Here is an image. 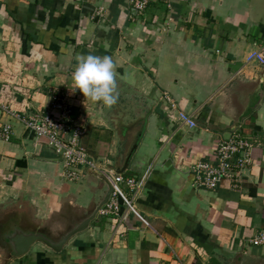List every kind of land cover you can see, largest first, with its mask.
<instances>
[{
    "label": "crops",
    "instance_id": "1",
    "mask_svg": "<svg viewBox=\"0 0 264 264\" xmlns=\"http://www.w3.org/2000/svg\"><path fill=\"white\" fill-rule=\"evenodd\" d=\"M171 3L169 21L159 0L144 13L126 0H0V120L13 126L0 141V209L63 233L103 197L94 173L68 181L53 150L2 112L39 114L54 89L87 118L83 145L99 163L117 170L136 146L123 175L142 184L122 185L136 213L119 200L118 217L99 213L61 253L38 243L13 261L0 252V264H264V245L251 244L264 232V68L246 63L264 48V0ZM88 54L116 65L111 109L74 88L76 57ZM235 132L256 143L241 189L196 187L192 166Z\"/></svg>",
    "mask_w": 264,
    "mask_h": 264
},
{
    "label": "built area",
    "instance_id": "2",
    "mask_svg": "<svg viewBox=\"0 0 264 264\" xmlns=\"http://www.w3.org/2000/svg\"><path fill=\"white\" fill-rule=\"evenodd\" d=\"M156 0H126L127 5L138 13H144L148 6ZM162 1L169 12V21H172V0ZM99 17L104 15V9L97 12ZM248 65H259L264 68V48L251 51L246 57ZM2 112L13 119L20 121L24 127L33 133L39 141H43L53 150L65 168L68 181H79L86 173H94L107 179L113 186V194L109 203L100 211L101 215L120 214L119 200L132 212L134 206L128 200L122 185L140 191L142 184L134 178L117 174L116 170L98 161L83 145L87 134V118L75 117L74 106L65 93L60 89L51 92L50 106L34 116H21L9 107L3 106ZM177 121L193 130L198 128L195 118L188 113L178 112ZM13 136V126L0 120V141L10 142ZM255 141L242 132H235L228 140L219 143L214 157L210 161H200L191 168L194 184L198 188L215 190L222 181L229 180L234 189H241L244 171L251 165V151ZM143 220V219H142ZM145 224L147 222L143 220ZM254 246L264 245V232L251 240Z\"/></svg>",
    "mask_w": 264,
    "mask_h": 264
},
{
    "label": "water",
    "instance_id": "3",
    "mask_svg": "<svg viewBox=\"0 0 264 264\" xmlns=\"http://www.w3.org/2000/svg\"><path fill=\"white\" fill-rule=\"evenodd\" d=\"M137 12V11H135ZM136 146L131 151L126 159L125 165L116 170L117 174L123 175L129 166L130 160L133 153L135 152ZM98 179L104 182L106 188L103 193V197L95 205V207L90 211L81 221L75 222L71 225L69 230L63 232L60 236L55 237L49 232L32 227H27L25 225L21 226L19 222V216L16 214L9 215L5 221L6 225L4 229L0 228V240H4L7 247L8 260L13 261L15 259L21 258L27 255L32 247L36 244L41 243L46 248L50 249L54 253H61L68 243L77 235L88 231L91 224L96 220L100 211L104 206H106L114 192L112 184L105 178L94 174ZM21 219V218H20ZM6 231V232H5ZM4 232V233H3ZM3 233V234H2ZM3 237V238H2Z\"/></svg>",
    "mask_w": 264,
    "mask_h": 264
},
{
    "label": "clouds",
    "instance_id": "4",
    "mask_svg": "<svg viewBox=\"0 0 264 264\" xmlns=\"http://www.w3.org/2000/svg\"><path fill=\"white\" fill-rule=\"evenodd\" d=\"M72 74L75 90L86 100L111 109L119 102L116 65L110 56L79 55Z\"/></svg>",
    "mask_w": 264,
    "mask_h": 264
},
{
    "label": "rangeland",
    "instance_id": "5",
    "mask_svg": "<svg viewBox=\"0 0 264 264\" xmlns=\"http://www.w3.org/2000/svg\"><path fill=\"white\" fill-rule=\"evenodd\" d=\"M98 163H99V161H98ZM11 214L19 215V212H17V207L16 208L15 207H13V208L9 207L7 209H4V208L0 209V228L1 229H4V227H5L6 223H7V222L5 223V221L7 220L6 218L9 215H11ZM20 217L21 216H19L18 219H19V222L21 224H23V225H25L27 227H32V228H37L38 227V226L32 224L31 218H30L31 216L28 214V212H26L25 216L23 217V221L22 222L20 221ZM56 225H57V223H49V224H47V226H49L50 228H54V227H56ZM49 233L51 235L55 236V237H58V236H60L62 234V232H49ZM1 236H3V235L0 234V237ZM0 252L3 253V255H4L3 257L4 258H8L7 247H6L5 243H4V240H2V241L0 240Z\"/></svg>",
    "mask_w": 264,
    "mask_h": 264
}]
</instances>
